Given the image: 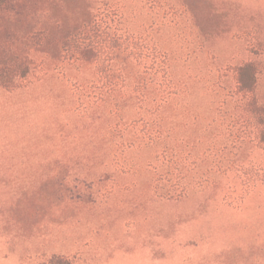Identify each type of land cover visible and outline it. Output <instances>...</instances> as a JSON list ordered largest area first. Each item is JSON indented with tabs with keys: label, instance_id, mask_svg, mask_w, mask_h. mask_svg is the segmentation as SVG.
Returning a JSON list of instances; mask_svg holds the SVG:
<instances>
[{
	"label": "rangeland",
	"instance_id": "rangeland-1",
	"mask_svg": "<svg viewBox=\"0 0 264 264\" xmlns=\"http://www.w3.org/2000/svg\"><path fill=\"white\" fill-rule=\"evenodd\" d=\"M94 16L139 48L101 75L64 45ZM0 38L37 64L0 87V264H264L263 183L233 171L174 201L151 178L164 146L201 170L224 137L236 169L264 171L233 80L255 62L264 103V0H17Z\"/></svg>",
	"mask_w": 264,
	"mask_h": 264
},
{
	"label": "trees",
	"instance_id": "trees-1",
	"mask_svg": "<svg viewBox=\"0 0 264 264\" xmlns=\"http://www.w3.org/2000/svg\"><path fill=\"white\" fill-rule=\"evenodd\" d=\"M17 4V0H0V14L9 12ZM97 16L88 24H83L80 30L66 39L64 45L74 49L72 57L83 59L87 53L93 54V62L99 74L105 73L108 62L113 59L116 48L124 51L134 50L138 45L132 37L127 35H114L110 32L109 22L104 18L97 20ZM30 45L40 46L46 42V33L39 31L25 37ZM101 39H103L101 41ZM62 46L63 54L70 52L68 47ZM116 45V46H115ZM138 48V47H137ZM139 49V48H138ZM161 63H165L163 58ZM37 64L28 54L18 50L9 39L0 38V87L13 91L27 86L30 77L35 76ZM104 68L106 70H104ZM105 71V72H104ZM162 77L166 76L165 67H162ZM235 93L241 102L239 116L249 130L252 141L264 147V103H260L257 94L258 68L253 61H248L233 69ZM123 81V80H122ZM223 138V137H221ZM221 145L215 153L204 160V169L190 166L189 153L176 146L163 147L159 156L151 167L152 190L161 199L178 201L187 196L191 188H202L214 175L224 176L229 172L237 171L243 178V187H251L255 180L264 184V171L249 172L247 168L236 169L229 162L228 139L223 138ZM151 145H159L161 138L155 137ZM197 171L196 174L194 171ZM44 264H68L62 257H52Z\"/></svg>",
	"mask_w": 264,
	"mask_h": 264
}]
</instances>
